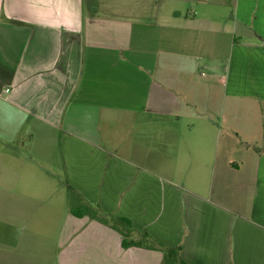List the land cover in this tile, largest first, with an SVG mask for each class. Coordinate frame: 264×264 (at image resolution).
<instances>
[{"label": "crops", "instance_id": "crops-1", "mask_svg": "<svg viewBox=\"0 0 264 264\" xmlns=\"http://www.w3.org/2000/svg\"><path fill=\"white\" fill-rule=\"evenodd\" d=\"M81 203L264 264V0H0V264H162Z\"/></svg>", "mask_w": 264, "mask_h": 264}, {"label": "trees", "instance_id": "trees-1", "mask_svg": "<svg viewBox=\"0 0 264 264\" xmlns=\"http://www.w3.org/2000/svg\"><path fill=\"white\" fill-rule=\"evenodd\" d=\"M68 194L69 199L72 201L75 199H80L77 191L71 186H68ZM72 210L73 213L78 217L89 215L91 218L96 219L97 221L117 230L123 237V248L140 247L150 250H157L163 253L162 264H186L180 258V247L174 248L165 246L153 239L148 232L136 231L133 228L131 222L126 218L112 216L99 207H94L87 203H81L80 206L75 208V210L74 208Z\"/></svg>", "mask_w": 264, "mask_h": 264}, {"label": "rangeland", "instance_id": "rangeland-1", "mask_svg": "<svg viewBox=\"0 0 264 264\" xmlns=\"http://www.w3.org/2000/svg\"><path fill=\"white\" fill-rule=\"evenodd\" d=\"M51 205H54L57 208H59L63 205L65 206L66 205V196H64L62 198L61 197L56 198V199L41 198V207H48Z\"/></svg>", "mask_w": 264, "mask_h": 264}]
</instances>
